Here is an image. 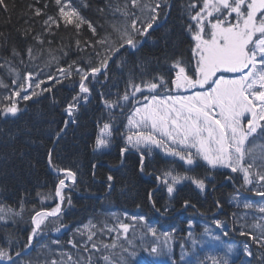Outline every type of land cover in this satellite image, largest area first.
Here are the masks:
<instances>
[{
  "label": "trees",
  "instance_id": "16d2710c",
  "mask_svg": "<svg viewBox=\"0 0 264 264\" xmlns=\"http://www.w3.org/2000/svg\"><path fill=\"white\" fill-rule=\"evenodd\" d=\"M6 2L8 11L0 9V65L7 60L21 75L43 69L48 78L39 89H35L40 95L28 101L16 98L21 111L15 116L0 112V205L14 210L0 219V247L7 248L9 245L6 241L10 240L13 254L21 251L31 233L33 215L40 209L57 206L55 189L62 176L58 177L50 168L51 153L53 169L71 170L76 173L77 181L69 183L64 190L62 214L58 218L46 219L47 227L42 226L43 231L35 239L34 248L23 259L43 264L47 249L42 250V245H48L54 253L59 247L76 256L75 249L68 242H79L77 230L81 227L99 223L87 222L94 216L101 221H112L117 217L125 222H144L149 228L156 229L153 236L142 226L138 233L147 236H132L136 242L140 238L144 241L153 239V242H143L138 247L128 246L129 253H137L134 258L124 253L129 264H184L199 259L208 248L217 245L212 237L205 234L207 228L212 231L213 237L221 235L220 230L211 227L216 220L224 222L229 228L228 236L222 239L224 244L237 247L235 264H264V248L255 244L250 237L240 235L242 230H246L241 225L253 222L247 218L256 209L241 211L231 208H236L239 201L264 202V198L241 188L242 174L222 167L213 169L202 158H196L193 165H187L178 158L166 156L162 148L152 147L149 152L143 146L139 150L128 146L129 150L122 155L128 134L125 115L135 100L131 97L130 101L121 100L123 111L121 108L110 109L104 103L105 100L116 101L117 94L122 96L126 90L131 94L130 78L136 84L151 79L153 75L163 76L165 80L174 78L171 68L178 59L188 72H193L197 56L194 53L195 41L186 27L190 23L186 13L189 0H167V6L161 4L156 25L168 16L166 22L148 34L142 48L135 52L129 48L122 49L107 70L91 75L85 85L90 89L92 98L80 106L78 103L88 94L80 93L79 76L73 70L71 76L65 77L59 69L67 70L73 62L74 68L99 66L100 57L96 53L104 49L96 42L111 32L110 24L124 22L118 9H123L126 0H74L81 8L78 11L80 15L95 27V34L88 23L81 24L79 28L75 23L66 24L59 17L55 0ZM193 2L199 5V0ZM170 3L173 4L172 8L169 7ZM30 6L41 8L42 14L35 16ZM49 16L58 18V25L51 22L45 25L44 21ZM25 30H29L27 36ZM136 39L140 43L142 38L138 36ZM29 47L32 58L27 53ZM13 48L20 53V57L12 56ZM21 58L23 64L20 63ZM141 69H146L147 74L142 76ZM0 77L9 85L8 89L0 88L2 108L8 103L5 97L11 94L14 76H10L6 68H0ZM173 87L168 85L171 90ZM170 92L165 93L161 89L154 94L168 95ZM136 96L137 100L143 99L141 93H136ZM143 96H150L148 90H144ZM74 97H80L78 102H74ZM73 103V122L65 130L68 120L70 122L66 109ZM110 114L116 116L110 117ZM104 123L112 124V138L107 147L97 149L96 137ZM256 142L261 143L260 140ZM141 152L144 155L143 171L140 170ZM169 172L173 176L202 179L206 188L201 191L192 180L183 179L174 186L175 190L170 195L166 185L161 182L164 179L171 182V178L164 175ZM109 175L113 177L111 181L107 179ZM149 193L155 206L149 200ZM237 195L239 201L233 199ZM185 201L188 207L194 205L200 208L193 214L180 213ZM111 205L115 207L116 214L103 215V207ZM207 206H210L208 212L204 210ZM198 211L203 215H196ZM230 214L235 217L230 218ZM133 217L136 219L133 220ZM183 217L187 218L186 222H181ZM201 222H206V225L201 227ZM57 227L60 228L59 232L56 231ZM256 234L254 230L253 235ZM135 239L132 238V242ZM193 239L199 242L195 247ZM98 242L100 244L101 239ZM154 242L166 254L151 253ZM245 244L252 251V256L244 252ZM51 258L59 257L53 255Z\"/></svg>",
  "mask_w": 264,
  "mask_h": 264
},
{
  "label": "snow or ice",
  "instance_id": "6c2138e0",
  "mask_svg": "<svg viewBox=\"0 0 264 264\" xmlns=\"http://www.w3.org/2000/svg\"><path fill=\"white\" fill-rule=\"evenodd\" d=\"M55 3L59 6V17L66 24L75 23V26L79 28L81 24L88 23L92 33H96L95 27L72 7L69 0H64L63 3L62 0H55ZM161 4L167 6V0H126L123 9H118L124 22L119 25L110 24L111 32L96 42L104 49L103 52L96 53L100 57L99 66L88 69L74 68L75 62H73L68 65L67 70L61 68L59 71L65 77H69L74 70L79 76L80 93H89L90 89L84 81L89 75L94 76L102 69H106L108 61L117 56L121 49L126 46L135 49L139 43L136 37L147 35L149 30L156 25ZM8 7L6 0H0V9L8 11ZM66 8L68 10H65ZM30 10L35 16L42 14L41 8L30 6ZM186 13L190 21L186 27L195 41L194 53L197 56L193 75L188 74L183 62L178 59L171 68L174 78L165 80L163 76L153 75L149 80H142L141 84L134 83L130 78L131 94L126 90L122 96L117 94L116 101H104L110 109L121 108V111H123V106L120 101H130V97L140 105L135 107L131 115L127 117V144L121 150V154L129 150L128 146L137 150L143 146L149 152L152 146H158L163 148L167 154L179 157L188 165H193L196 161L193 159L191 150L195 149V156L202 158L213 169L228 168L233 173L242 174L241 188L253 193L254 196L264 198V142H256L257 140L264 141V0H199V5L189 0ZM49 22L58 25L59 20L49 16L44 23L49 25ZM24 34L27 36L29 30H25ZM40 42L43 43V41ZM27 53L29 58H32L31 47L27 49ZM12 56L20 57V53L13 48ZM20 63L23 64L22 58ZM0 68H6L8 74L14 76L11 94L5 97L8 103L0 108V112L4 115L15 116L21 111L16 98L28 101L40 95L41 93L35 89H39L43 81L38 79L39 72L35 73L36 78L31 71L21 75L7 60L5 64L0 65ZM146 74L147 70L141 69V75ZM226 74L235 75L229 77ZM193 76L197 78L193 79ZM49 79L52 77L49 76ZM169 84L173 85L176 90L197 89L198 87L201 90L194 91L191 95L165 94L161 96L154 94L161 89L165 93L170 92ZM205 86H207L206 90ZM0 88H9L2 77H0ZM145 89L148 90L150 96H143ZM48 90L43 89L42 91ZM136 93H141L143 99L136 100ZM83 98L86 99V96ZM79 99L80 97L73 98L74 102H78ZM74 110V103L69 104L66 109L69 116ZM112 134V124L104 123L96 137L95 147L97 149L107 147ZM57 135L59 136V133ZM49 164L51 166V153H49ZM140 170H144L143 152L140 155ZM57 171L63 172L64 178L58 180L55 195L63 202L66 180L75 183L76 173L68 169ZM164 175L171 178L170 183L168 179L161 181L166 185L170 195L175 190L174 186L183 179L192 180L201 191L206 188L202 179L173 176L170 172ZM107 179L111 181L113 177L109 175ZM233 199L239 201V195ZM149 200L155 206V202L151 201V193H149ZM68 202H71L70 199ZM188 206V202L185 201L184 207ZM217 207H219L218 202ZM243 207L245 209L255 208L261 215L256 217L253 214L251 224L241 225L246 230H242L240 235L250 237L255 244L264 248V202L253 204L245 201ZM60 210V204H57L56 208L51 211L36 212L32 217L34 227L23 249L13 254L12 241H6L9 246L0 247V261H6L7 264H39L38 261L25 260L22 257L28 255L33 247V239L41 234L43 227H47L46 219L58 218ZM13 211L11 208L0 205V219ZM140 219L142 220L143 217ZM214 223L222 230L221 235L213 237L212 231L207 228L205 234L212 237L219 247L223 244L222 237L228 236V232L223 231L227 225L220 220ZM95 227V225H89L77 230V234L81 237H84L86 233L83 244L76 240L68 242L75 249L76 256L69 251L54 253L48 245H42V250L47 249L43 264H100V262L102 264H129V259L124 253H128L133 258L137 255L135 251L129 253L123 243L118 244L120 230L127 239L128 224L120 223L118 229H108L109 232L118 233L117 240L111 244L102 242L98 244L94 240L96 232L93 229ZM106 228L107 225L99 231L103 232ZM254 230L257 232L256 235H253ZM56 231L59 232L60 228L57 227ZM148 231L153 236L156 235V229L149 228ZM198 243L195 239L192 240L194 247ZM127 244L131 247L132 241L127 240ZM117 247L120 248L119 253L111 251ZM170 249L169 245V251ZM220 250L223 255L210 257L211 264H229V256L234 251V246L227 245ZM243 250L248 256L253 255L247 244L243 246ZM150 251L156 255L166 254L157 247H152ZM53 255L59 258H51ZM181 259H184L183 254ZM185 264L188 262L186 261Z\"/></svg>",
  "mask_w": 264,
  "mask_h": 264
},
{
  "label": "bare ground",
  "instance_id": "6f19581e",
  "mask_svg": "<svg viewBox=\"0 0 264 264\" xmlns=\"http://www.w3.org/2000/svg\"><path fill=\"white\" fill-rule=\"evenodd\" d=\"M64 2V0H62V3ZM69 2L71 3V5H72V7L73 8H75L77 11H81V8L79 7V6H77V4H75L74 3V0H69ZM172 3H170V8H172ZM59 6H57V8H58ZM65 10H68L67 8L65 9ZM166 19H168V16H167V18ZM166 19L165 20H163L162 21V23H159V24H157V25H154L153 26V29H150L149 30V32H148V34L150 33V32H152L153 30H156V28L158 29L159 27H161L162 25H163V23H165L166 22ZM148 34L147 35H145V36H142L141 38V42L137 45V47L135 48V49H131V48H129V47H125V48H129L130 50H131V52H135V51H137V50H139L140 48H142L143 47V45H144V43H145V41H146V38H148L147 36H148ZM122 50V49H121ZM116 56H114L113 58H112V61L111 60H109L108 61V64H107V68L106 69H102V71L100 72V73H96V74H102L105 70H107L108 68H109V66L112 64V62H113V59L115 58ZM37 72H39L40 74H39V76H38V79L40 80V81H43V83H45L47 80V78H48V75H47V73H46V71L45 70H36V73ZM95 74V75H96ZM188 74L189 75H193V72L192 71H190L189 70V72H188ZM91 75H89V77H90ZM88 77V78H89ZM34 78H36L35 77V73H34ZM87 80H85L84 82H86ZM43 83H41V84H43ZM91 98H92V94H91ZM91 98L90 99H88L87 100V98L86 99H82L81 100V102H79L78 103V105L80 106V105H82V104H85V103H87V102H89L90 100H91ZM134 108H135V105L127 112L128 114L129 113H131L133 110H134ZM66 113L68 114V112L66 111ZM71 116H73V114H71ZM116 115H114V114H110V117H115ZM127 115H125V118L127 119ZM68 122H69V120H68ZM67 122V123H68ZM68 127L67 126H65V130L67 129ZM64 131V130H63ZM50 165V164H49ZM51 167H52V165H51ZM228 169V168H227ZM52 170L54 171V169H53V167H52ZM54 174H55V171H54ZM56 175V174H55ZM58 177H61L62 176V178H64V173L62 174V175H57ZM61 178V179H62ZM76 181H77V177H76ZM75 181V182H76ZM69 183H72L71 182V180H67L66 181V187L65 188H67V186H68V184ZM57 187V186H56ZM65 188L63 189V195H64V190H65ZM61 201L58 199V197L56 198V204H59ZM64 202H65V200L62 202V210L60 211V213L58 214V217L62 214V212H63V208H64ZM243 202H245V201H239V205L235 208V207H231L232 209H235V210H241V211H246V209L243 207ZM247 202H251V203H253V204H258V202L257 201H253V200H248ZM209 207L210 206H207V207H204V210L206 211V212H208L209 211ZM54 208H56V206L55 207H53V208H47V209H40L39 211H51L52 209H54ZM115 207L113 206V205H111V206H104L103 207V210H102V212L101 213H103V215H113V214H116V210L114 209ZM197 208H200V207H196V206H194V205H191L190 207H184L183 209H181V212L180 213H191V214H193L195 211H197L198 209ZM38 212V211H37ZM250 213V211L247 213V214H249ZM90 214V213H89ZM200 213H199V211L197 212V214L196 215H199ZM253 214H255V215H259L258 214V212L255 210V212H253ZM35 215V214H34ZM33 215V216H34ZM158 215V214H157ZM200 215H203V214H200ZM235 216L233 215V214H230V218H234ZM247 219H249V220H253V215H252V212H251V215L250 216H248V218ZM187 221V218L186 217H183V218H181V222H186ZM87 222H101V220L100 219H98V218H95L94 216H91L90 217V219L87 221ZM204 225H206V222H201L200 223V226L201 227H203ZM211 227H215L216 229H218V230H220V231H222L220 228H218L216 225H215V223H211ZM226 228H224L223 229V231H227L228 233H229V228H227V230H225ZM135 243H137L136 245L137 246H139L140 245V243H138V242H135ZM132 244L134 245V242H132ZM233 255H234V259L232 260V261H230L229 262V264L231 263V262H234V264L237 262V261H235V259H236V253L234 252L233 253Z\"/></svg>",
  "mask_w": 264,
  "mask_h": 264
},
{
  "label": "rangeland",
  "instance_id": "374dc122",
  "mask_svg": "<svg viewBox=\"0 0 264 264\" xmlns=\"http://www.w3.org/2000/svg\"><path fill=\"white\" fill-rule=\"evenodd\" d=\"M228 75L229 77L235 75V74H226ZM207 86H205V90H206ZM201 90L199 87L197 89H188V90H184V89H180L178 90L176 93H173V95H191L194 91H199ZM163 96V95H161ZM259 131V130H258ZM260 142H262L260 140ZM154 147V146H152ZM167 154V153H166ZM195 153H193L194 155ZM169 155V154H168ZM259 215H261L260 213H258ZM256 217H259L258 215H256ZM120 223H123V222H119V220L117 218H114V221H109V220H105V221H101L99 223H95V224H90V225H95L96 227L93 229V231L96 232V235L94 236V240L99 243V239H107V241H116L117 240V235L118 233L116 231H112L109 233L108 229H112V228H119V224ZM125 224H128L129 226H131L133 229L138 228V229H141L142 226H145L146 224L144 222H141L143 224H141L140 222H136V223H133V224H130V223H126L124 222ZM107 225V228L101 232L99 231V229L101 228H104V226ZM85 227H81V229H83ZM129 230H131L129 228ZM148 231V229H147ZM132 232V230H131ZM149 232V231H148ZM151 234V232H149ZM78 238H79V242L81 241V243H84L85 242V239H86V233L84 234V237H81L79 234L77 235ZM135 236L139 238L140 236V233H135ZM131 238V235L129 234V232L127 233V239H125V236L123 234V231L120 230V239L118 241V244L121 242V243H127V240H130ZM151 241L153 242V240L151 239ZM103 244H105L106 242H102ZM137 243L134 242V246L136 247ZM227 245L226 244H222L220 245L219 247H217V245L211 247V248H208L207 251L205 252V254L203 256L200 255V258L199 259H195V260H191V261H187L188 264H211V261H210V257H218L220 255H223V252L220 250L221 248H224L226 247ZM156 247V246H155ZM237 247H234V251L230 254L229 256V262L232 261L234 259V255L233 253L235 252V249Z\"/></svg>",
  "mask_w": 264,
  "mask_h": 264
},
{
  "label": "water",
  "instance_id": "95a60500",
  "mask_svg": "<svg viewBox=\"0 0 264 264\" xmlns=\"http://www.w3.org/2000/svg\"><path fill=\"white\" fill-rule=\"evenodd\" d=\"M111 61H112V59H111ZM50 168L52 169L51 166H50ZM58 199H59V197H58ZM59 204H60V209L62 210V206H63V205H62V202H60ZM61 210H60V211H61ZM33 243H34V239H33ZM0 262H1V263H7L6 261H0Z\"/></svg>",
  "mask_w": 264,
  "mask_h": 264
}]
</instances>
